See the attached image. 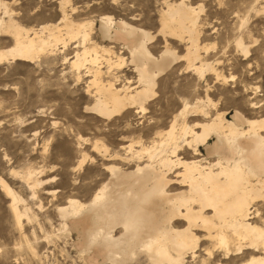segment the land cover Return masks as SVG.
I'll return each mask as SVG.
<instances>
[{
  "label": "rangeland",
  "instance_id": "obj_1",
  "mask_svg": "<svg viewBox=\"0 0 264 264\" xmlns=\"http://www.w3.org/2000/svg\"><path fill=\"white\" fill-rule=\"evenodd\" d=\"M182 1L69 0L65 5L78 24L95 21L98 25L99 18L112 17L114 22L125 21L148 31L154 36L149 51L156 58L164 48L176 53L172 66L158 78L156 94L145 104L144 112L128 108L105 119L91 110L94 97L87 90L91 78L85 72L78 77L72 67L80 37L65 49L59 46L32 61L0 62V264H88L78 249V235L61 218L59 208L70 200L89 203L111 178L112 166L132 173L149 163L142 149L160 146L165 138L159 134L169 130L186 105L188 113L178 117V137L184 123L192 128L211 121L218 113L229 121L235 110L251 120L264 118V0H185L199 18L196 37L200 57L195 64L212 69L202 77L189 68L185 58L190 47L188 36L181 40L160 33L168 6ZM62 2L0 0V21L7 22V15H11L28 30L58 24ZM71 10H75L74 15ZM98 37L97 27L93 40L116 46L102 43ZM239 40L247 47V54L238 48ZM13 46L12 35L0 29V51ZM116 47L126 65L109 76L106 62H101L104 81L117 74L118 89L127 80L135 85L138 74L130 64V54L123 46ZM252 102L257 109L251 107ZM200 152L199 159L206 157V147H200ZM1 180L18 200L21 222ZM183 190L186 188L173 187V192ZM256 208L258 225L264 229V202ZM121 233L119 230L115 235ZM195 234L198 247L182 264H245L254 257L250 251H238L236 243L230 244L228 251L216 238H208L207 232ZM136 264L148 262L142 258Z\"/></svg>",
  "mask_w": 264,
  "mask_h": 264
},
{
  "label": "bare ground",
  "instance_id": "obj_2",
  "mask_svg": "<svg viewBox=\"0 0 264 264\" xmlns=\"http://www.w3.org/2000/svg\"><path fill=\"white\" fill-rule=\"evenodd\" d=\"M68 4L69 0H63L58 24L28 30L20 27L11 15H7V22L1 20L0 29L12 35L14 46L0 51V62L32 61L59 46L65 49L80 37L82 42L74 53L72 67L78 77L85 72L91 78L87 89L94 97L91 110L105 119L128 108L144 112L145 104L156 94L158 78L172 66L176 53L164 48L159 58L154 57L148 47L154 38L151 33L125 21L114 22L112 17L99 18L98 25L95 21L78 24L67 12ZM71 12L74 15L75 10ZM162 16L161 34L181 40L188 36L190 47L185 58L189 68L201 77L212 70L208 65L195 64L200 57L196 37L198 12L184 0L169 5ZM97 27L102 43L123 46L129 52L130 64L138 74L135 85L127 80L118 89L117 74L107 83L104 81L106 74L99 66L101 62H106L111 76L125 67L126 58L115 51L116 46L93 40ZM237 46L243 54L248 53L241 40ZM187 109L186 105L179 114L181 118L186 116ZM195 109L206 114L200 107ZM243 114L235 110L229 121L218 113L211 121L192 128L184 123L179 137L177 116L169 130L159 134L165 138L160 146L142 149L149 163L132 173L112 166L111 178L89 203L70 200L60 207L61 218L78 235V249L87 263L136 264L145 258L148 264H182L188 253L198 247L195 231H204L228 251L232 243H236L238 251H250L254 257L245 264H264V229L258 225L256 208L264 202V118L251 120ZM203 146L206 157L199 159ZM164 148L167 150L163 151ZM95 149L99 150L98 144ZM167 151L171 156H160ZM1 185L12 197L13 211L21 222L17 198L2 180ZM174 186L186 190L173 192ZM183 224L186 226L182 227ZM119 230L122 233L115 235Z\"/></svg>",
  "mask_w": 264,
  "mask_h": 264
}]
</instances>
